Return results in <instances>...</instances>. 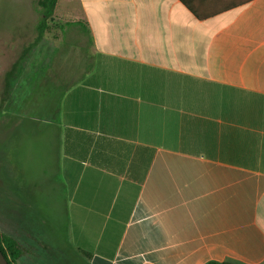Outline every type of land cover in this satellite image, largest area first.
Masks as SVG:
<instances>
[{
  "label": "crops",
  "instance_id": "crops-1",
  "mask_svg": "<svg viewBox=\"0 0 264 264\" xmlns=\"http://www.w3.org/2000/svg\"><path fill=\"white\" fill-rule=\"evenodd\" d=\"M89 37L41 183L3 193L21 264H264V0H58Z\"/></svg>",
  "mask_w": 264,
  "mask_h": 264
},
{
  "label": "rangeland",
  "instance_id": "rangeland-1",
  "mask_svg": "<svg viewBox=\"0 0 264 264\" xmlns=\"http://www.w3.org/2000/svg\"><path fill=\"white\" fill-rule=\"evenodd\" d=\"M39 0H0V227L3 193L41 183L49 141L36 135L56 122L57 104L67 87L90 65L89 37L57 17L36 46ZM30 47V48H29ZM27 48V52L25 51ZM11 73V74H10ZM6 83L9 84L7 87ZM22 246V245H21ZM23 247V246H22ZM27 253V249L23 247ZM23 255V256H24ZM19 264L20 261H19Z\"/></svg>",
  "mask_w": 264,
  "mask_h": 264
},
{
  "label": "trees",
  "instance_id": "trees-1",
  "mask_svg": "<svg viewBox=\"0 0 264 264\" xmlns=\"http://www.w3.org/2000/svg\"><path fill=\"white\" fill-rule=\"evenodd\" d=\"M57 3L58 0H39L37 2V8L40 18L36 27L37 37L35 38V41L31 46L38 45L39 42L43 39L46 31L49 29L50 22H55L56 19L55 10L57 7ZM70 25L71 24L69 23L61 24L60 27L62 30H64L66 27ZM29 48H27L25 51L27 52L28 50H30ZM6 85L7 87L9 86L8 83H6ZM0 250L4 254L9 264H19V261L26 252V250L21 246V244L16 239L5 234L2 231H0ZM209 264H234V263L225 262V263H209Z\"/></svg>",
  "mask_w": 264,
  "mask_h": 264
},
{
  "label": "water",
  "instance_id": "water-1",
  "mask_svg": "<svg viewBox=\"0 0 264 264\" xmlns=\"http://www.w3.org/2000/svg\"><path fill=\"white\" fill-rule=\"evenodd\" d=\"M0 264H9L1 250H0Z\"/></svg>",
  "mask_w": 264,
  "mask_h": 264
}]
</instances>
